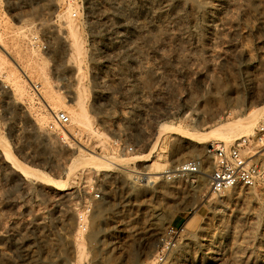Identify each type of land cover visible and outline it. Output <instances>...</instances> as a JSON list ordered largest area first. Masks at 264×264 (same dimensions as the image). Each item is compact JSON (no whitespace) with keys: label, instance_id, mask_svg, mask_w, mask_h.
Returning a JSON list of instances; mask_svg holds the SVG:
<instances>
[{"label":"rangeland","instance_id":"rangeland-1","mask_svg":"<svg viewBox=\"0 0 264 264\" xmlns=\"http://www.w3.org/2000/svg\"><path fill=\"white\" fill-rule=\"evenodd\" d=\"M69 6L79 59L63 47L58 13ZM0 38L18 66L0 74V136L30 167L68 180L57 192L21 178L0 156V264H264V185L213 194L205 153L209 143L225 146L208 131L230 123L227 148L264 116V0H0ZM35 66L65 98L54 113L78 112L68 92L84 87L90 128L71 126L70 117L56 127ZM10 73L22 97H13ZM171 125L201 139L161 136L152 160L168 173L148 175L143 162L128 165L133 172L78 168L66 179L79 149L145 154ZM195 160L202 172L172 178Z\"/></svg>","mask_w":264,"mask_h":264},{"label":"bare ground","instance_id":"bare-ground-1","mask_svg":"<svg viewBox=\"0 0 264 264\" xmlns=\"http://www.w3.org/2000/svg\"><path fill=\"white\" fill-rule=\"evenodd\" d=\"M58 14H59V16L63 17L62 19H63V24H64V30L66 31V37H63V42H64V46L63 47L65 49L67 48L66 51L68 53H70V56L72 58L79 59L83 50H81V39H80V36L78 34V31H77V27L78 26H76L74 20L71 17L70 6L68 7V9L64 13L61 12V13H58ZM10 19L11 18L8 17V20L11 23L12 21ZM43 32H44V30H43ZM44 33H46V32H44ZM27 59H28V57H27ZM33 60H35V59H33ZM8 61L10 63H8ZM29 62H30V60H28V61L26 60L27 65L24 66L25 67V71L27 70V68L29 66ZM5 64H11L13 70H15V71H16V69H18V66L16 65V62L12 58H10V56L8 55V52L6 51V48L4 47L3 42L1 41V38H0V74L1 75H3L2 70L5 67ZM67 64H69V62ZM75 65H76V63H73V66H71L72 71L76 70L78 73H80L81 72L80 66L78 67L76 65L77 66L76 67ZM40 66H42V65H40ZM60 67H61V65H60ZM31 69H34L38 73L36 75H39L43 79V82H44V85H45L44 86L45 89H44V91H43V93L41 95L39 94V97L47 105L49 111H51V113H54V111L57 112L58 109L63 108V106L65 105V101H63V100L65 98L61 99V98L55 97L58 94H57L56 91H54L52 89V86H51V83L49 82V80L44 77L45 76L44 69L42 67H38V66L31 67ZM75 77H76V75H75ZM9 78H11L12 81H13L12 82V84H13L12 85L13 97L16 96V95H18L19 97H22L24 95V93H25L24 92V88L20 85L19 82H17L15 80V77L13 76L12 73L9 74ZM79 81H80V79H79ZM68 83L70 84V82H68ZM73 83H75V82H73ZM73 85H75V84H73ZM71 88H73V87L71 86ZM84 91H85L84 87H82L80 85H77L73 91L68 92L70 95H72V97L70 99H68V100L69 101L70 100L74 101L76 106L78 107L77 110L79 109L78 112H74V111L73 112H71V111L68 112L69 113V117L71 119V126L76 125V127H78V128L79 127H81V128L82 127L90 128L89 127L90 125H89V122H88V115L86 114V112L84 110L83 102H82V99H83L82 96L84 95ZM65 93H67V92H65ZM8 99H9V97H8ZM47 103H49V105ZM260 109L264 110V104H262L260 106ZM259 117H260V115L259 116L257 115V116H254V117L248 119L243 124L245 126L244 129L246 131H251L252 127H254V125L258 122L257 120H258ZM50 120L51 119H50V117L48 115L45 116L42 119L43 123H48ZM56 127H57V125H56ZM58 130H60V129L58 128ZM94 130L95 129H91L92 132ZM167 131L170 134L177 135V136H179L182 139L189 140V141L195 142L197 144H200L197 140H195V139L200 140L201 139L200 136L197 137L192 132L183 131V130H180L179 128L174 127V126L171 125V126H167L165 128H159L156 131V133H155V143L153 144L151 149L148 150V153H145V154L119 155V154L111 152L110 154H107L104 157V156H98L94 152H92V151H90V150H88L87 148L84 147L88 152L83 150V149L82 150L81 149H79V150L77 149L78 150V154L70 162V164L67 167L66 179H70V177L73 174V172L76 169H78V168H81V169L82 168H86V169L89 168V169L95 170V171L108 172V171H111V170L117 169V168H120V169L122 168V169L128 170L127 169L128 165H132L133 164V165L136 166L138 163H143V162L150 163L147 166L149 168V170H150V172H148V175L149 174L150 175H152V174L155 175V174H158V173L159 174L168 173L167 170H163L161 167H159L158 165L155 164V161L152 160V154H153V152H154V150L156 148V145H157L158 141L160 140L161 136L163 134H165V132H167ZM234 131H235L234 127L231 126L230 123H228V124H223V125L217 126L213 130L208 131L206 134H210L209 136H207V138L212 137L214 141L220 142V143L224 144L225 146H227V145H229L232 142V139H233V136H234ZM95 133H97V132H95ZM98 137H99V134H98ZM10 143L11 142H9L6 137L0 136V156H1L2 160L4 161V163L10 169L15 171L21 178H23L25 180L29 179V178L36 179L41 184H43V185H45L47 187H51L57 192H64L66 190V185H67V181L68 180H63V181L62 180H56L49 173H47L46 171H44L42 169L30 167L27 160H25V159H23L21 157H18L15 154V152L13 150V147H12V145ZM128 171L133 172V170H128ZM143 178L144 177H142V179ZM153 179H156V177L155 176L154 177L150 176V182H152ZM203 179H204V177H203Z\"/></svg>","mask_w":264,"mask_h":264},{"label":"built area","instance_id":"built-area-1","mask_svg":"<svg viewBox=\"0 0 264 264\" xmlns=\"http://www.w3.org/2000/svg\"><path fill=\"white\" fill-rule=\"evenodd\" d=\"M32 47L38 48L39 44L34 42ZM53 122L64 127L69 124V118L62 112L54 113ZM205 153L211 160L207 184L213 194L220 195L237 188L249 190L264 185V116L250 135L237 139L227 148L209 143ZM201 170V162L195 160L174 168L171 176H196ZM95 198H99L98 193ZM174 234L176 232L171 229L166 236L171 239Z\"/></svg>","mask_w":264,"mask_h":264},{"label":"water","instance_id":"water-1","mask_svg":"<svg viewBox=\"0 0 264 264\" xmlns=\"http://www.w3.org/2000/svg\"><path fill=\"white\" fill-rule=\"evenodd\" d=\"M259 104H261V105L264 104V99L261 100V101L259 102Z\"/></svg>","mask_w":264,"mask_h":264}]
</instances>
